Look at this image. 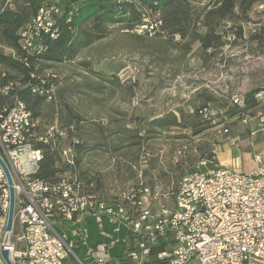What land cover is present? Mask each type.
<instances>
[{
    "label": "built area",
    "instance_id": "2783aa9c",
    "mask_svg": "<svg viewBox=\"0 0 264 264\" xmlns=\"http://www.w3.org/2000/svg\"><path fill=\"white\" fill-rule=\"evenodd\" d=\"M257 10L264 12V4ZM60 15L57 4L44 6L20 32L22 62L43 52L46 37L57 36L54 27ZM161 24L145 18L144 25L126 32L156 35ZM31 78L35 79V74ZM56 78L47 72L34 92L53 100ZM13 86H0V95L11 97L10 105L0 107V157L10 171L15 191L9 230L10 186L0 165V264H7L3 251L8 252L12 264H264L261 156L256 157L259 166L247 172L215 166L213 170L187 173L171 205L155 207L158 195L143 181L119 191L110 200H100L86 192L76 168L74 146L60 151L63 164L70 170L57 182L37 177L43 152L36 145L55 149L58 142L78 143V129L75 124L64 127L58 120L40 127L18 95L10 96ZM232 105L245 109L244 96L233 97ZM201 113L205 118L211 115L209 107ZM260 122L264 131V115ZM241 123L247 126L248 118ZM228 133V128H222V135ZM105 219L114 228L112 235L105 232ZM92 220L109 237L126 229L120 257L113 259L110 255L119 241H98L88 246V224ZM83 247H87L85 259L77 252Z\"/></svg>",
    "mask_w": 264,
    "mask_h": 264
},
{
    "label": "rangeland",
    "instance_id": "374dc122",
    "mask_svg": "<svg viewBox=\"0 0 264 264\" xmlns=\"http://www.w3.org/2000/svg\"><path fill=\"white\" fill-rule=\"evenodd\" d=\"M210 1L194 0L192 5L200 11ZM263 19L253 10L249 23L234 20L225 26L230 34V27L242 26V39H232L228 46L207 52L195 44L190 53H186L179 37L170 41L169 37L146 32L128 33L122 25L110 26L108 36L84 49L75 61L47 67L58 75L59 85L54 99L43 106L40 124L46 127L55 120L64 122L71 113L83 119L88 151L78 173L88 191L106 201L143 181L158 195L155 207L171 205L182 177L196 171L194 165L202 160H212L210 148L222 135V128L229 129L222 135V144L228 141L233 148L230 156L222 154V160L228 159L233 170L255 169L259 166L257 156H262L264 163L260 122L264 115V45L251 37L264 25ZM200 32L204 34L205 30ZM4 51L11 55L9 50ZM1 72L6 70L0 66ZM96 87L101 91L94 90ZM255 90L260 91V102L245 113L247 126L241 123L245 117L225 116L223 110L231 107L233 97H245ZM210 95L217 102L210 104L209 117L200 118L210 123V128L196 136L189 126ZM170 115L177 116L184 127L157 134L147 132L151 120ZM198 169L213 170L214 164L206 161ZM104 227L112 235L114 228L106 219ZM126 234L123 228L119 235L109 237L92 220L88 224V246L98 241H119L110 250L116 259L123 253ZM86 250H77L81 259H85Z\"/></svg>",
    "mask_w": 264,
    "mask_h": 264
},
{
    "label": "trees",
    "instance_id": "16d2710c",
    "mask_svg": "<svg viewBox=\"0 0 264 264\" xmlns=\"http://www.w3.org/2000/svg\"><path fill=\"white\" fill-rule=\"evenodd\" d=\"M192 1L194 0H0V66L6 70L0 73V86L13 84L10 96L17 94L19 100L31 111L33 118L40 123L43 106L48 100L45 96L34 92V89L41 86V79L47 72L52 73L47 67L51 64L75 61L84 49L108 36L110 26L122 25L126 30L131 31L138 25H144L145 18L149 19L152 24L161 21L162 24L156 35L169 37L170 41L179 37L185 44L186 53H190L195 44L199 45L202 52H207L242 39V26L230 27L232 34L225 26L234 20L249 23L250 13L253 10L264 17V12L257 10L259 5L264 4V0H211L200 11L192 5ZM53 4H57L61 9V15L55 20L54 29L57 36L55 38L46 37L43 52L28 57L27 63L22 62L20 32L36 18L42 7ZM221 27L223 34L220 33ZM201 29L205 30L204 34L200 32ZM263 33L264 25L255 31L251 40L264 45ZM5 49L15 52L16 57L6 54ZM32 74H35V79L31 78ZM52 74L57 76L53 80L57 89L59 77L55 73ZM94 74L105 82H109V79L101 74ZM47 85H49L48 81ZM94 90L101 91L97 87ZM259 93V90H255L244 97L245 109H239L233 105L225 108L223 110L225 116L245 117L248 110L259 105L260 101L256 98ZM215 102L217 100L214 96H207L205 105L196 110L195 121L189 126L196 136L210 128V123L200 121V118H205L201 112ZM10 104L11 97L0 95V107ZM82 120L74 113L67 116L64 122L58 120L64 127L72 124L77 126L78 143L71 140L58 142L55 149L41 144L36 145V148L43 152V160L37 175L39 179L55 183L63 173L70 170L61 159L60 151L64 147L74 146L78 171L88 151V144L83 138L84 123ZM40 127L44 126L40 124ZM174 127L184 126L175 115L163 116L151 120L147 132L157 134L159 131ZM86 192L94 195L91 190L88 191V185H86ZM173 197L174 193L171 200Z\"/></svg>",
    "mask_w": 264,
    "mask_h": 264
},
{
    "label": "crops",
    "instance_id": "0c3cea01",
    "mask_svg": "<svg viewBox=\"0 0 264 264\" xmlns=\"http://www.w3.org/2000/svg\"><path fill=\"white\" fill-rule=\"evenodd\" d=\"M221 125H218V128ZM244 126V125H243ZM213 148V149H212ZM211 149V153L213 154L212 160H202L201 162H199V164L194 165L196 170H199L198 168L201 167L202 165H204V163L206 161L211 162L212 164H214L215 166H224L227 168H231L230 162L229 160H222V154H228L229 156L231 155V151H232V143L230 142H224L222 144V135H220V137L218 139H216V143H214L212 145ZM204 157H207V153L203 154ZM262 157V156H261Z\"/></svg>",
    "mask_w": 264,
    "mask_h": 264
},
{
    "label": "water",
    "instance_id": "95a60500",
    "mask_svg": "<svg viewBox=\"0 0 264 264\" xmlns=\"http://www.w3.org/2000/svg\"><path fill=\"white\" fill-rule=\"evenodd\" d=\"M0 165L6 174V177H7L9 186H10L11 206H10V213H9L8 229L11 230L12 223H13V217H14L15 191H14L13 180H12L10 171L1 157H0ZM3 256L7 264H12L9 260V254L7 251H3Z\"/></svg>",
    "mask_w": 264,
    "mask_h": 264
}]
</instances>
